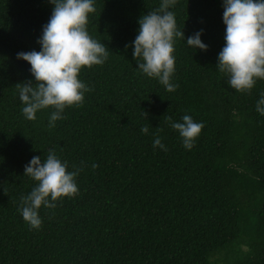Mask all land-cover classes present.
<instances>
[{
  "label": "trees",
  "instance_id": "trees-1",
  "mask_svg": "<svg viewBox=\"0 0 264 264\" xmlns=\"http://www.w3.org/2000/svg\"><path fill=\"white\" fill-rule=\"evenodd\" d=\"M162 0H95L89 35L109 57L81 69L92 91L49 127L53 108L22 114L16 84L35 82L20 52L40 51L50 0H0V264H264V92L241 93L217 68L225 46L224 0H177L173 84L138 68L131 46L139 19ZM202 30L207 51L187 38ZM204 127L191 150L165 116ZM147 126V134L141 131ZM157 127L167 151L153 147ZM50 150L82 168L79 193L41 206L42 227L19 211L37 182L24 175ZM83 162V164L81 163ZM95 163L97 168L91 165Z\"/></svg>",
  "mask_w": 264,
  "mask_h": 264
},
{
  "label": "clouds",
  "instance_id": "clouds-1",
  "mask_svg": "<svg viewBox=\"0 0 264 264\" xmlns=\"http://www.w3.org/2000/svg\"><path fill=\"white\" fill-rule=\"evenodd\" d=\"M54 5L52 15L43 26L38 40L40 51L20 52L17 58L31 65L32 80L16 84L21 100L22 114L30 121L36 120L38 111L53 108L49 127H55L57 120L68 106L81 107L85 93L92 89L78 76L85 66L103 65L109 52L105 44L93 39L88 31L89 14L97 11L95 0H50ZM177 0H162L160 6L139 19V31L133 44V56L138 68L146 76L156 78L168 92L179 85L171 82L175 73L174 45L176 38L185 39L184 31L177 27L175 13L170 11ZM223 22L226 25L225 46L218 54L217 68L229 77L227 83L235 90L251 92L258 79L264 80V0H224ZM202 30L187 38L192 49L207 51L208 45L201 40ZM257 101L256 110L264 115V92ZM171 128L177 130L183 147L191 150L204 125L197 123L190 115L182 117L183 122H174L165 116ZM145 134L149 129L142 127ZM157 127L153 147L167 151ZM83 164V162H81ZM93 169L98 165L93 163ZM68 171V162L61 161L54 150H50L44 161L34 156L25 165L24 175L37 182L31 192L22 196L19 211L26 223L33 229L42 227L39 215L41 206L55 208L63 197L74 198L79 193L76 177L82 168L73 166Z\"/></svg>",
  "mask_w": 264,
  "mask_h": 264
}]
</instances>
